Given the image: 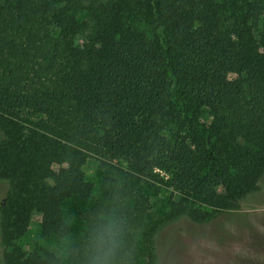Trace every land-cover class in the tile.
Returning <instances> with one entry per match:
<instances>
[{"label":"trees","instance_id":"1","mask_svg":"<svg viewBox=\"0 0 264 264\" xmlns=\"http://www.w3.org/2000/svg\"><path fill=\"white\" fill-rule=\"evenodd\" d=\"M263 174L264 0H0V264H63L18 243L35 213L67 237L68 204L65 264L98 233L157 264L162 226L238 210Z\"/></svg>","mask_w":264,"mask_h":264},{"label":"rangeland","instance_id":"2","mask_svg":"<svg viewBox=\"0 0 264 264\" xmlns=\"http://www.w3.org/2000/svg\"><path fill=\"white\" fill-rule=\"evenodd\" d=\"M56 169V168H54ZM88 179L98 192L100 174L90 163L85 167ZM5 185L0 182V203ZM169 191H161L155 197L152 225H159L166 208ZM71 205L64 206L70 233L63 239L43 238L40 234V215L35 213L26 234L19 245L27 252L54 253L63 264L67 261V249L81 235L82 222L71 219ZM157 264H264V174L259 190L244 200L238 210H226L213 214L202 223H194L180 217L162 226L155 235Z\"/></svg>","mask_w":264,"mask_h":264},{"label":"clouds","instance_id":"3","mask_svg":"<svg viewBox=\"0 0 264 264\" xmlns=\"http://www.w3.org/2000/svg\"><path fill=\"white\" fill-rule=\"evenodd\" d=\"M118 244L107 233H98L89 248L88 264H116Z\"/></svg>","mask_w":264,"mask_h":264}]
</instances>
